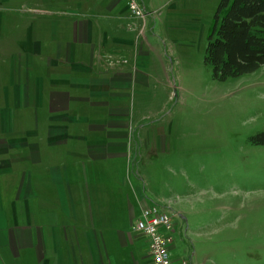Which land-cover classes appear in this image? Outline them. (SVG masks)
Returning a JSON list of instances; mask_svg holds the SVG:
<instances>
[{
  "label": "crops",
  "instance_id": "1",
  "mask_svg": "<svg viewBox=\"0 0 264 264\" xmlns=\"http://www.w3.org/2000/svg\"><path fill=\"white\" fill-rule=\"evenodd\" d=\"M150 14L0 0V264H151L133 130L170 82Z\"/></svg>",
  "mask_w": 264,
  "mask_h": 264
},
{
  "label": "rangeland",
  "instance_id": "2",
  "mask_svg": "<svg viewBox=\"0 0 264 264\" xmlns=\"http://www.w3.org/2000/svg\"><path fill=\"white\" fill-rule=\"evenodd\" d=\"M137 1L167 52L170 87L141 109L133 178L174 215V264H264V143L252 140L264 133V65L212 77L204 51L220 0Z\"/></svg>",
  "mask_w": 264,
  "mask_h": 264
},
{
  "label": "trees",
  "instance_id": "3",
  "mask_svg": "<svg viewBox=\"0 0 264 264\" xmlns=\"http://www.w3.org/2000/svg\"><path fill=\"white\" fill-rule=\"evenodd\" d=\"M207 35L204 61L225 80L264 65V0H220ZM264 143V133L252 137Z\"/></svg>",
  "mask_w": 264,
  "mask_h": 264
},
{
  "label": "built area",
  "instance_id": "4",
  "mask_svg": "<svg viewBox=\"0 0 264 264\" xmlns=\"http://www.w3.org/2000/svg\"><path fill=\"white\" fill-rule=\"evenodd\" d=\"M122 1L132 18H143L147 15L137 0ZM132 229L146 237L151 264H174L171 253L174 225L167 210L156 204H146L141 210V217L132 224ZM179 263L186 264V261L182 259Z\"/></svg>",
  "mask_w": 264,
  "mask_h": 264
},
{
  "label": "flooded vegetation",
  "instance_id": "5",
  "mask_svg": "<svg viewBox=\"0 0 264 264\" xmlns=\"http://www.w3.org/2000/svg\"><path fill=\"white\" fill-rule=\"evenodd\" d=\"M186 264H188V262H186Z\"/></svg>",
  "mask_w": 264,
  "mask_h": 264
}]
</instances>
